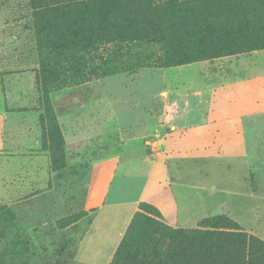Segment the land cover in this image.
<instances>
[{"label":"rangeland","instance_id":"1","mask_svg":"<svg viewBox=\"0 0 264 264\" xmlns=\"http://www.w3.org/2000/svg\"><path fill=\"white\" fill-rule=\"evenodd\" d=\"M50 6L0 0V264L93 263L86 241L123 215L96 223L118 204L137 207L122 241L147 204L176 231L225 217L264 243V48L238 41L234 54L172 60L161 39L99 47L92 28L70 32ZM162 175L179 197L186 175L225 186L243 175L251 189L194 188L181 200L158 186ZM149 199L170 217L179 201L177 218ZM151 238L157 252L173 248Z\"/></svg>","mask_w":264,"mask_h":264},{"label":"trees","instance_id":"2","mask_svg":"<svg viewBox=\"0 0 264 264\" xmlns=\"http://www.w3.org/2000/svg\"><path fill=\"white\" fill-rule=\"evenodd\" d=\"M50 7L70 32L92 28L88 42L99 47L109 40L161 39L172 60L234 54L238 41L264 48L263 29L256 33L249 24L264 23V0H51ZM141 210L113 264H264V243L238 232L225 217L176 231L159 221L162 216L150 205L142 204ZM139 224L145 227L143 239L134 234ZM225 228L232 231H220ZM151 234L168 237L173 248L157 252Z\"/></svg>","mask_w":264,"mask_h":264},{"label":"crops","instance_id":"3","mask_svg":"<svg viewBox=\"0 0 264 264\" xmlns=\"http://www.w3.org/2000/svg\"><path fill=\"white\" fill-rule=\"evenodd\" d=\"M163 165L165 166V164L163 163ZM237 169H238V164L236 165ZM167 167V169H163L162 171H166L167 173H169V167L168 165L165 166V168ZM215 168V167H214ZM211 175L215 177V175H217V173L220 175L219 177L221 178V180H225L226 178H229L228 175H224L222 170H218V172L213 170L211 171ZM209 175V176H211ZM162 179V184L158 183V186L165 191L168 194H171L178 199L182 198H188L187 192L189 190H195L194 188L197 189H207V190H214V191H226V192H230V193H235L238 194V192L240 193H247V191H249L251 189L250 184L248 183V181L243 177V175H241L242 177V181H238V184H234L233 186H230V184H228V186L222 185L223 182H212L215 181L214 179L211 180L209 178V176H200L196 179V177L194 176L193 179H190L187 175L185 177V182L182 183V186H179L181 189H183L184 193V197H179L178 192L176 190H178V187H174V186H170L169 185V178L166 177ZM218 176V175H217ZM209 178V179H208ZM177 181H179V179H177ZM198 182L196 184H194V182ZM226 182V181H225ZM215 183V184H214ZM174 185V184H173ZM244 194V193H243ZM152 203H154L155 205L158 206V208L162 211V213L166 216V218H168L170 221H173L175 218H177L178 214H179V210L181 208V204L178 201V207L176 209L175 215L173 217H170L166 214L165 210L162 208L161 203L152 201V200H148ZM123 215H120V217L118 219H113L112 221H110V223H106L105 227L102 228V231L97 234L95 236V233L93 234V237L89 238L86 242H90L89 244V249H90V254L88 255L89 257H93L94 261H90L96 264H108L114 253L116 252L118 245L120 244V242L122 241V238L124 237V234L128 228V225L134 215V213L137 211V207L135 206H130L127 204H118L113 206L112 208L106 209V211L99 217V219L96 221L99 222V220L101 218H104L108 213L113 215L114 211H117L119 209H122ZM121 213V212H120ZM113 226V227H112ZM97 227V225H96ZM96 230V228H95ZM86 244V243H85ZM84 244V245H85ZM84 260V259H83ZM85 261V260H84ZM87 262V261H86ZM88 262V263H90ZM91 263V264H93Z\"/></svg>","mask_w":264,"mask_h":264}]
</instances>
